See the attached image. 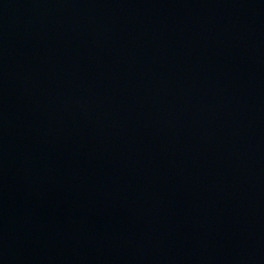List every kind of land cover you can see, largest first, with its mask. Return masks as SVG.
I'll return each mask as SVG.
<instances>
[{"label": "water", "instance_id": "obj_1", "mask_svg": "<svg viewBox=\"0 0 264 264\" xmlns=\"http://www.w3.org/2000/svg\"><path fill=\"white\" fill-rule=\"evenodd\" d=\"M0 264H264V0H0Z\"/></svg>", "mask_w": 264, "mask_h": 264}]
</instances>
